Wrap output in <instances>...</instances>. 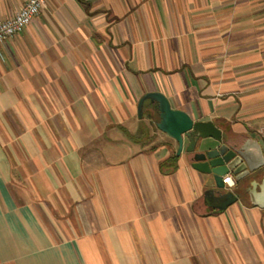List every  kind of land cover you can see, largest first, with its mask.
<instances>
[{
    "label": "crops",
    "instance_id": "0c3cea01",
    "mask_svg": "<svg viewBox=\"0 0 264 264\" xmlns=\"http://www.w3.org/2000/svg\"><path fill=\"white\" fill-rule=\"evenodd\" d=\"M150 92L264 156V0H43L0 43V264H264V208L229 175L211 208Z\"/></svg>",
    "mask_w": 264,
    "mask_h": 264
},
{
    "label": "water",
    "instance_id": "95a60500",
    "mask_svg": "<svg viewBox=\"0 0 264 264\" xmlns=\"http://www.w3.org/2000/svg\"><path fill=\"white\" fill-rule=\"evenodd\" d=\"M144 102L150 104V119L157 117L155 128L176 143V156L183 151L192 169L206 177L204 198L216 213L224 212L238 200L237 193L225 189L223 177L228 175L237 188H243L253 206L264 208V156L257 143L239 144L224 137L210 121L194 122L186 113L172 109L159 92L139 99V119ZM207 140L214 144H207Z\"/></svg>",
    "mask_w": 264,
    "mask_h": 264
},
{
    "label": "built area",
    "instance_id": "2783aa9c",
    "mask_svg": "<svg viewBox=\"0 0 264 264\" xmlns=\"http://www.w3.org/2000/svg\"><path fill=\"white\" fill-rule=\"evenodd\" d=\"M43 0H27L19 11L11 18L0 19V43L18 34L38 14ZM264 133V129L262 130ZM224 184L232 186L230 178L223 179Z\"/></svg>",
    "mask_w": 264,
    "mask_h": 264
},
{
    "label": "rangeland",
    "instance_id": "374dc122",
    "mask_svg": "<svg viewBox=\"0 0 264 264\" xmlns=\"http://www.w3.org/2000/svg\"><path fill=\"white\" fill-rule=\"evenodd\" d=\"M145 111L147 113H149V115H151V110H150V112H148V107L147 106L145 107ZM147 113H145L144 117L142 118V120H140L141 121L140 122V125H141L140 127H142L143 131L145 132L144 136L148 137L150 135V133L153 131V129L155 127L154 124L157 122V119H156V116L153 115L152 119H151L152 122L149 123V121L147 120V116H146ZM141 139H143V138H141Z\"/></svg>",
    "mask_w": 264,
    "mask_h": 264
}]
</instances>
